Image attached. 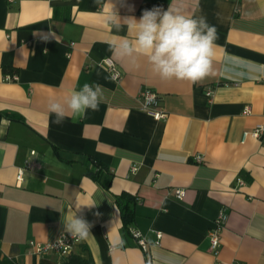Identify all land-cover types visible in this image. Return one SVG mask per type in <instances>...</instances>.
Listing matches in <instances>:
<instances>
[{
  "label": "crops",
  "instance_id": "0c3cea01",
  "mask_svg": "<svg viewBox=\"0 0 264 264\" xmlns=\"http://www.w3.org/2000/svg\"><path fill=\"white\" fill-rule=\"evenodd\" d=\"M173 3L217 28L214 74L196 84L162 81L144 58L137 67L109 51L126 35L105 22L112 5L121 20H139ZM85 83L103 86L105 101L55 124L49 98ZM143 88L158 93L166 120L142 109ZM262 122L264 0H0V259L57 264L55 252L38 254L29 242L68 233L61 212L82 205L92 235L73 251L94 264H264V239L246 232L249 224L264 232V135L241 142ZM93 158L104 165L100 180L88 174ZM122 193L135 198L132 226L146 251L123 226ZM221 210L228 220L214 254L208 233Z\"/></svg>",
  "mask_w": 264,
  "mask_h": 264
},
{
  "label": "clouds",
  "instance_id": "9594fccd",
  "mask_svg": "<svg viewBox=\"0 0 264 264\" xmlns=\"http://www.w3.org/2000/svg\"><path fill=\"white\" fill-rule=\"evenodd\" d=\"M105 22L117 33L126 28V35L118 41L109 42V51L113 56L118 60L127 59L137 67L138 59L144 58L162 81L175 79L196 84L214 74L217 28L208 24L203 16L189 15L182 6L173 3L167 10L158 7L144 10L139 20L134 16L121 20L112 5ZM110 78L115 80L116 76ZM104 101L103 86L85 83L62 99L49 98L47 111L54 115L53 122L61 125L65 119H81L89 110L97 111ZM81 206H76V210ZM77 211L71 215L61 212L62 223L74 239L85 240L92 235V226L78 216ZM246 232L256 239H264V232L253 224L247 226Z\"/></svg>",
  "mask_w": 264,
  "mask_h": 264
},
{
  "label": "built area",
  "instance_id": "2783aa9c",
  "mask_svg": "<svg viewBox=\"0 0 264 264\" xmlns=\"http://www.w3.org/2000/svg\"><path fill=\"white\" fill-rule=\"evenodd\" d=\"M103 64L105 68L107 69L110 76L115 75V81L120 82L123 78V72L118 65V63L111 57H106L103 59ZM17 79L16 75H5V80L11 81ZM212 94V90L209 89L207 91V95L210 96ZM139 99L141 102L142 109L146 112H148L152 117L156 120H166L167 113L161 109V98L158 95L157 92L153 91L150 88H143L139 93ZM251 112V109L249 106L245 107L244 114H249ZM262 135H264V122L257 124L255 127L246 129L243 131L242 134V140L241 142H245V140L249 137L253 138H260ZM196 161L201 162L203 161V157L201 155H197ZM137 168L134 166L132 170H136ZM22 173L19 174V179L21 178ZM239 184H244V181L239 179ZM175 194L179 199H183L185 196V190L184 189H176ZM228 220V213H226L224 210H221L218 214V216L215 219L214 227L209 231L208 236L210 239V249L214 254H217L220 246H221V234L222 231L226 227V223ZM130 233L137 239L138 244L143 250H147V240L142 235V233L136 229L135 227L131 226L129 228ZM157 236V242L159 243V240L162 237L161 232L156 233ZM77 239H74L70 234L68 233H62L59 238L52 242V243H41L37 241H30L29 246L31 249L40 254L48 251H53L59 256V260L57 261V264H62L63 259L70 255L74 250V245ZM230 264H241L238 261H234Z\"/></svg>",
  "mask_w": 264,
  "mask_h": 264
},
{
  "label": "trees",
  "instance_id": "16d2710c",
  "mask_svg": "<svg viewBox=\"0 0 264 264\" xmlns=\"http://www.w3.org/2000/svg\"><path fill=\"white\" fill-rule=\"evenodd\" d=\"M9 118H15L14 115L5 114ZM94 168H90L88 174L96 180H100V175L103 172L104 165L97 159H91ZM108 187V184H107ZM135 198L129 194L122 193L117 195L116 202L119 206L121 217L123 221V226L128 229L132 226L135 219V213L133 209V202ZM0 264H18L16 260L11 259L9 257H4L0 259ZM62 264H94L93 259L91 257L84 258L81 255L75 253L74 251L63 259Z\"/></svg>",
  "mask_w": 264,
  "mask_h": 264
}]
</instances>
